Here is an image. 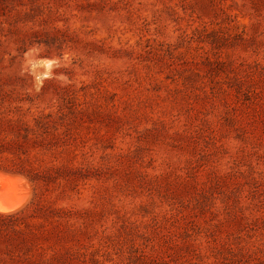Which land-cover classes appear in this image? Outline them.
I'll list each match as a JSON object with an SVG mask.
<instances>
[{"label":"rangeland","instance_id":"obj_1","mask_svg":"<svg viewBox=\"0 0 264 264\" xmlns=\"http://www.w3.org/2000/svg\"><path fill=\"white\" fill-rule=\"evenodd\" d=\"M0 167V264H264V0H0Z\"/></svg>","mask_w":264,"mask_h":264},{"label":"bare ground","instance_id":"obj_2","mask_svg":"<svg viewBox=\"0 0 264 264\" xmlns=\"http://www.w3.org/2000/svg\"><path fill=\"white\" fill-rule=\"evenodd\" d=\"M21 182L15 177L0 175V213H9L22 206L25 199L17 195Z\"/></svg>","mask_w":264,"mask_h":264},{"label":"trees","instance_id":"obj_3","mask_svg":"<svg viewBox=\"0 0 264 264\" xmlns=\"http://www.w3.org/2000/svg\"><path fill=\"white\" fill-rule=\"evenodd\" d=\"M3 169H6V168H5V167H4V168L0 167V171H2ZM4 171H6V170H4ZM30 204H31V203H30ZM28 206H29V205H28ZM28 206L26 207V209L30 207V206H29V207H28Z\"/></svg>","mask_w":264,"mask_h":264}]
</instances>
